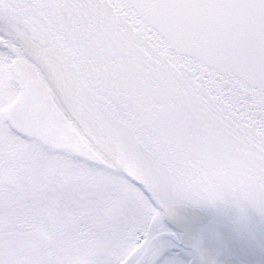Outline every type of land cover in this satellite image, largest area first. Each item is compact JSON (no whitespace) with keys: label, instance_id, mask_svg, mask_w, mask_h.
<instances>
[{"label":"snow or ice","instance_id":"6c2138e0","mask_svg":"<svg viewBox=\"0 0 264 264\" xmlns=\"http://www.w3.org/2000/svg\"><path fill=\"white\" fill-rule=\"evenodd\" d=\"M220 202L264 217V0H0V264H215Z\"/></svg>","mask_w":264,"mask_h":264},{"label":"water","instance_id":"95a60500","mask_svg":"<svg viewBox=\"0 0 264 264\" xmlns=\"http://www.w3.org/2000/svg\"><path fill=\"white\" fill-rule=\"evenodd\" d=\"M178 214L215 264H264V217L231 202L184 206ZM168 223L176 230L184 226Z\"/></svg>","mask_w":264,"mask_h":264}]
</instances>
